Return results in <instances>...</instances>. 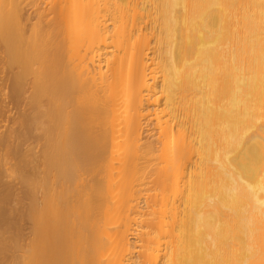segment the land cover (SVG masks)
I'll use <instances>...</instances> for the list:
<instances>
[{
    "label": "bare ground",
    "instance_id": "bare-ground-1",
    "mask_svg": "<svg viewBox=\"0 0 264 264\" xmlns=\"http://www.w3.org/2000/svg\"><path fill=\"white\" fill-rule=\"evenodd\" d=\"M29 131L45 177L20 264H264V0H0L8 198ZM91 144L95 205L73 181Z\"/></svg>",
    "mask_w": 264,
    "mask_h": 264
},
{
    "label": "rangeland",
    "instance_id": "rangeland-1",
    "mask_svg": "<svg viewBox=\"0 0 264 264\" xmlns=\"http://www.w3.org/2000/svg\"><path fill=\"white\" fill-rule=\"evenodd\" d=\"M16 143H18V145L15 147V150L17 151V154L23 153L24 159L23 161H21V163H18V165L20 164L19 166L16 164L17 168L13 167V171L15 172L13 174L11 173V176L9 174L10 180L8 177L7 178L11 182L10 185H13L12 183L14 182V184L17 185L15 187L17 188L20 187L21 189L19 188L20 190H16L15 187L11 186V188L13 187V189L10 190V192H12L14 196H10L9 198H8V195L5 196L6 194H4L8 192V190H5L6 192L3 191L4 193H1L2 195L0 194L1 202H3L4 199L6 200V202L10 201L9 205L7 206L9 208H6L5 206H3L4 208L8 209V211L5 212L7 219L3 217L4 218L3 221L5 223V219L6 220L9 219V222L7 221L4 224V226L2 225L4 229L2 228L0 229V234L4 232L3 236H5L4 238H6V240L5 239L2 240L3 243L5 244L0 245V264H17V263L20 264L21 256L23 255L25 250L27 251V249L31 247L32 225H31V222L27 218V208H28L29 202L31 201V197H36L37 204L39 205V207H41L40 201L38 202V199L39 200L41 199L40 197L41 189H39L38 186L41 185V182L43 183V180L45 177L44 175L45 171L43 172L44 168H43V163L41 160L43 158L42 143L41 141H39L38 134L35 132H31V131L26 132L25 134L22 133L18 136ZM97 143L95 145H97ZM99 148L102 149V147L100 146ZM97 150L99 151V149ZM97 157L102 159V157L104 158V154L103 156H101L100 154ZM97 157H96L95 146L94 144H91L90 147L85 151V155L82 158L83 160L81 159L82 162L81 160L80 161L78 160L77 168L75 169V172L73 174V181L77 183L75 184L76 186L75 191L78 189L80 190L81 187L84 186L86 188V194L88 198L90 199V201L92 202V204H94L97 200L93 198V197H96L95 196L96 188L100 187L98 186L97 183L99 182V184H101L102 177H103L102 176L103 175L102 174L103 173V161H99L100 164H98L99 159H97ZM21 177L24 178V182L26 180L27 185L21 181L22 180L20 179ZM7 178H5L4 180H7ZM37 179H39L40 181ZM96 180H99V181H96ZM9 181L7 184L10 183ZM94 182H96L95 186L93 185ZM33 186H35V189L33 188ZM36 187H38L39 192L37 191L38 189ZM14 189L17 192V194L16 192H14L17 195L16 196L17 198L15 197V194L13 193ZM33 190H34V193H33ZM36 191L38 194L36 193ZM92 192L94 193V195L92 194ZM79 193H82V192H79ZM37 195H38V198H37ZM6 209L3 211H6ZM2 214L4 213L2 212L0 216ZM2 245L4 246L2 247Z\"/></svg>",
    "mask_w": 264,
    "mask_h": 264
},
{
    "label": "snow or ice",
    "instance_id": "snow-or-ice-1",
    "mask_svg": "<svg viewBox=\"0 0 264 264\" xmlns=\"http://www.w3.org/2000/svg\"><path fill=\"white\" fill-rule=\"evenodd\" d=\"M229 167L233 178V188L236 191L242 190L251 181L252 174L249 170L246 159L242 155L236 156L229 161ZM262 185H264V175L261 176ZM35 264V262H32Z\"/></svg>",
    "mask_w": 264,
    "mask_h": 264
}]
</instances>
